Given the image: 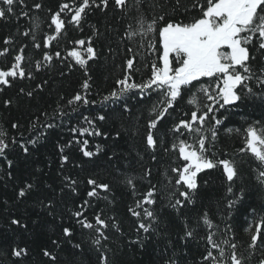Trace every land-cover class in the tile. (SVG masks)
I'll return each mask as SVG.
<instances>
[{"label":"snow or ice","instance_id":"6c2138e0","mask_svg":"<svg viewBox=\"0 0 264 264\" xmlns=\"http://www.w3.org/2000/svg\"><path fill=\"white\" fill-rule=\"evenodd\" d=\"M43 10L42 2L0 0V21L18 25L0 48V95L55 62L78 66L87 78L81 91L60 97L63 103L40 111L27 126L19 119L0 122V182L14 185V207L0 203L7 213L0 235L9 238L0 244V264H39L25 242L37 229L46 236L38 249L47 264H129L113 239L124 238L123 221L105 211L117 190L132 197L126 212L134 238L124 242L139 249L141 264H264V121L247 127L239 161L218 158L216 149L221 109L251 101L264 113V0H61L56 10L47 9V20ZM110 12L126 21L121 43L129 55L116 87L97 101L89 62L99 59L94 39L102 33L89 17ZM21 20L29 24L22 31ZM45 23L52 34H41ZM69 25L81 33L87 25L92 35L70 41L76 47L62 55ZM29 44L41 52L38 59L26 55ZM69 58L74 63H66ZM142 60L149 75L137 82ZM47 83L19 87L3 107L11 110L17 97L34 98ZM181 101L191 106L190 118L170 120ZM110 118L122 130L106 131ZM123 132L139 141L135 156L114 150ZM94 138L111 139L113 148ZM45 147L51 156L37 161ZM173 152L176 160L155 176L144 162L148 157L160 166L161 156ZM101 156L110 179L95 172ZM86 164L93 169L82 180ZM212 170L220 171L217 191L224 193L215 206L203 202L200 183ZM250 188L253 197L259 190L258 203H248ZM238 215L249 218L240 232L233 226Z\"/></svg>","mask_w":264,"mask_h":264},{"label":"trees","instance_id":"16d2710c","mask_svg":"<svg viewBox=\"0 0 264 264\" xmlns=\"http://www.w3.org/2000/svg\"><path fill=\"white\" fill-rule=\"evenodd\" d=\"M28 4L31 6L35 2H42L44 4V10L39 13V15L47 20V9L52 8L56 10L57 5L61 0H27ZM184 19L190 20L191 16L185 17ZM89 24L96 25L100 28L101 35L99 38L94 39L95 47L99 52V59L96 61L89 62V75L91 77V93L92 98L97 101L101 99L103 95H107L114 87H116V80L122 78L123 75V65L126 58L125 44L121 43V36L125 31L126 21H122L119 14L102 15L96 13L89 17ZM18 25L13 22H3L0 21V48L3 45V39L6 36L13 34L16 31ZM19 27L22 30L29 27V24L23 20L20 21ZM42 35L44 32L52 34L47 28L45 23L42 26ZM92 35L91 29L86 25L85 31L83 33L77 31L72 26H68L66 35H62L60 39V48L62 50V55H66L68 50L76 47L70 41H75L77 39L86 38ZM24 41L18 40L17 43ZM109 47H111V52H109ZM26 55L32 56L34 58H39L41 55L40 51H37L31 47L26 49ZM152 57H149L151 60ZM72 62L71 58L66 62ZM74 63V62H72ZM3 62H0V67H4ZM137 67L141 68V71L135 74V79L140 82L142 79H146L149 75L148 69L143 67V60L141 64ZM64 72V75L60 73ZM84 72L78 66H75L72 70H69L66 66H62L60 62H55L50 70H43L36 74L35 80H25L18 82L16 87L12 89H7L2 95H0V122H7L9 125L13 120L19 119L21 123L27 126L29 119L38 115L42 110H48L51 112L52 108L55 107L57 103H63L60 97H64L65 100L69 99L76 92L81 91V85L86 79ZM47 80L48 83L44 85L43 90H37L34 98L29 99L26 97H17L16 106L11 110L5 109L3 107L2 101L8 97H16V92L19 87H24L27 89L35 88L37 83ZM156 97L153 96L149 98L145 103V107H150L152 102H155ZM191 106L187 105L186 102L181 101L177 106L175 112L172 113L170 120L178 121L179 119L190 118ZM184 112H189V116H184ZM218 118L223 120V126L219 130V137L216 142V149L218 158H229L239 161L244 154L239 152V149L245 147L246 143V129L252 125H257L259 127V122L264 121V113L259 109L254 108L251 101L245 102V105L240 106H227V110L221 109L217 113ZM227 119H224V117ZM227 128L234 129L232 133L226 131ZM106 131L114 133L117 130H122L121 124L117 122L113 124L111 118L108 125L105 126ZM29 134L25 131V137ZM62 135L67 138V129H64ZM94 142H100L106 146V148H113V141L111 139L107 141L101 140V138H94ZM118 146L114 148L115 151L121 152L124 155H128L131 151V155L135 156V149L139 144L138 140H132L129 138L127 132L122 133V138L116 142ZM226 154V155H223ZM51 156V148L45 147L41 148L40 153L37 154L36 160L42 161L45 157ZM177 153L173 152L170 155L161 156V165L157 166L149 161L148 157H145V164L152 167L154 176L157 173L158 167H167L168 163L176 160ZM99 167L95 168V172L100 174L101 179H110L104 175V165L106 164V158L101 156L98 160ZM0 165H3V161H0ZM43 167V164H40ZM86 171L80 172V179H84L85 176L89 174L88 170L93 169L92 164L85 165ZM253 170H255V165H253ZM79 171V170H77ZM17 177L20 173H15ZM174 175V174H173ZM220 171L212 170L209 173H202L200 183L202 185V200L205 204L211 203L215 206L218 195H223L224 193H218L217 188L221 181L219 179ZM204 180H208L209 184L204 185ZM156 183V180L152 181ZM14 185L9 182L7 186L3 182H0V203L4 200L9 201V207H14L12 204L11 197L13 195ZM161 188L164 187L163 184L160 185ZM146 190V188L144 189ZM116 202L114 205H110L105 211L109 215H114L118 219L122 220V228L124 230V238L114 237V243L118 245L123 251V257L129 262V264H141L145 259L139 249H134L131 245H126L125 240L134 238L132 227L134 221L130 218L126 212V206L131 205L132 197L126 192L117 190ZM255 200L256 203L259 202V190H256V195L252 196V189H249V200L248 203H252ZM200 201L197 202L199 205ZM103 207V205H101ZM192 208V205H189ZM23 212V208L19 210ZM195 211V209H194ZM7 213L4 211L3 207H0V230L6 227L4 217ZM249 219L243 215H238L233 221V226L237 232H240L243 227L246 226L245 221ZM31 227V225H30ZM46 240V236L41 233V230L37 229L36 233L33 234L32 238H26V243L33 250V257L39 264H47L46 258H42L39 255L38 245H41ZM9 238L0 235V244L7 245ZM195 243V242H194ZM120 253H118L119 255ZM63 258V253L61 254ZM95 259V257H93Z\"/></svg>","mask_w":264,"mask_h":264}]
</instances>
